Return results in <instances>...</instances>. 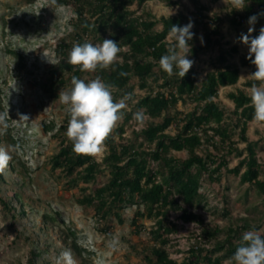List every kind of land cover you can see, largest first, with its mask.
Listing matches in <instances>:
<instances>
[{
  "label": "trees",
  "instance_id": "trees-1",
  "mask_svg": "<svg viewBox=\"0 0 264 264\" xmlns=\"http://www.w3.org/2000/svg\"><path fill=\"white\" fill-rule=\"evenodd\" d=\"M25 1L31 4L37 0ZM147 1L56 0L52 4L47 0L53 7L67 5L74 9V17L70 19L71 31L55 44L59 59L51 69L49 89L53 94H57V87L67 81L66 73L70 82L73 76L81 79L86 73L67 63L73 45L84 42L100 44L105 39L113 40L121 47L122 62L106 70L97 69L94 76L113 86L115 100L132 94V100L128 101L130 110H125L123 122L107 139V153L102 161L78 156L72 151V142L65 135L70 119L67 114L55 134L60 146L52 159V166L70 177L73 184H84L83 194L77 200L86 212L92 213L100 231L112 232L113 217L119 224H124L121 211L126 206L137 207L131 220L134 233L140 234L146 228L145 221L154 220L149 229L152 242L140 250L146 264H223L234 255L243 233L250 231L251 227L245 223L225 232L219 225L207 223L195 211L208 205V197L202 188L205 181H221L225 168L227 172L240 175L242 182L256 186L264 198V165L257 152L260 142L251 140L247 134L254 116L249 94L244 89L229 93L235 104L230 114L218 99L221 87L235 85L240 79V66L230 61L239 46L224 48L222 25L227 23L238 29L255 15L253 37L259 35L264 27V0H245L243 10L233 7L228 15L216 14L209 23L205 22L208 16L202 12L206 7L201 6L200 18L195 20L197 26L191 29L193 39L188 42L191 45L190 59L194 63L183 78L175 74L169 77L159 67V59L167 54L170 46L167 37L171 26L182 27L191 18L180 12L158 19L149 11L137 13L131 8L133 3L143 8ZM159 23L161 29L156 27ZM200 30L204 32L203 43L198 36ZM215 47H219L215 68L199 78L195 66L200 54ZM240 64L255 66L247 56L241 57ZM121 72L127 75L122 76ZM134 77L140 88L149 89V93L136 103ZM152 83L158 85V89ZM253 83L258 82L248 80L245 85L252 86ZM180 102H191L194 108L182 112L178 109ZM137 111H142L150 120L140 129L133 128L127 135V126L135 121L133 114ZM172 126L177 130L175 134L168 132ZM51 127L46 126L47 129ZM237 135L239 140L247 143L244 149L238 146ZM173 150H186L188 156L176 157ZM231 154L243 156L233 168L228 167ZM105 169L109 172L108 181L92 187ZM0 206L11 212L15 209L10 197L0 196ZM174 214L202 227L201 235L182 262L172 258L169 249L172 234L178 226ZM212 240L215 241L212 248L203 244ZM36 257L31 254L27 264H36Z\"/></svg>",
  "mask_w": 264,
  "mask_h": 264
},
{
  "label": "rangeland",
  "instance_id": "rangeland-1",
  "mask_svg": "<svg viewBox=\"0 0 264 264\" xmlns=\"http://www.w3.org/2000/svg\"><path fill=\"white\" fill-rule=\"evenodd\" d=\"M201 6L206 7L202 12L208 16L207 23L216 14L228 15L233 8L231 0H149L143 8H138L136 3L131 8L137 13L149 11L158 19L184 12L191 18L193 29L197 26L195 20L200 18ZM73 17L71 6L53 7L47 0L31 4L25 0H0V112L9 109L10 116L8 129H0V147L21 146L20 152H10L13 159L0 174V196L12 198L15 208L11 212L0 206V264H27L33 253L37 255L36 264H56L60 253L69 249L76 264H146L140 250L152 242L149 229L154 220L145 221L146 228L140 234L134 233L131 220L137 207L126 206L121 211L124 224H119L113 217L112 232L100 231L92 213L86 212L77 200L83 194L84 184H73L70 177L52 166V159L60 146L55 134L68 114V106L60 103L58 96L62 89L70 90L72 85L66 73L67 81L57 87V94H53L49 89L51 69L59 59L55 44L71 31L70 19ZM156 27L161 29L162 24ZM249 27H254L255 31V25L248 22L238 29L227 23L222 25L224 48L239 46V52L232 54L230 61L240 66V79L235 85L221 87L218 97L228 114L235 107L229 93L238 89L248 93L251 86L245 85L250 79L247 76L256 70L240 64L241 57L247 56L249 50L240 38L242 34H248ZM198 36L203 40V30ZM218 54L219 47L200 54L195 66L199 78L215 68ZM190 57L191 52L187 58ZM81 79L85 82L95 79L94 72H86ZM132 84L133 92L138 96L134 100L136 103L149 93V89L140 88L136 77ZM152 84L158 89V85ZM122 97L119 96L117 101ZM128 108L130 110V106ZM192 108L194 104L191 102L178 104L182 112ZM18 113L28 115L30 121L26 124L13 122L19 119ZM145 117L142 124L133 121L128 125L126 134L129 135L133 128L145 126L150 120L147 115ZM123 120L124 117L119 124ZM46 126L52 127L47 129ZM176 131L175 126L168 129L172 134ZM247 134L251 140L260 142L257 152L264 165V127L252 121ZM235 138L239 140V135ZM246 144L239 140L238 146L244 149ZM106 153L107 150L97 159L102 161ZM172 154L179 158L188 156L186 150H173ZM242 157L229 155L228 167L237 166ZM222 171L221 181H205L202 190L208 197V205L195 211L207 223L217 224L225 232L248 223L251 230L264 234L263 195L256 186L242 182L240 175L227 172L225 168ZM108 178L109 172L105 169L92 187L103 185ZM173 218L178 226L172 234L169 249L172 258L182 262L201 235L202 227L196 222L184 221L176 214ZM193 223L196 225L192 228ZM112 244L114 247L110 246ZM203 244L212 248L215 241Z\"/></svg>",
  "mask_w": 264,
  "mask_h": 264
},
{
  "label": "clouds",
  "instance_id": "clouds-1",
  "mask_svg": "<svg viewBox=\"0 0 264 264\" xmlns=\"http://www.w3.org/2000/svg\"><path fill=\"white\" fill-rule=\"evenodd\" d=\"M51 3L55 4L56 0H51ZM231 3L236 10H243L245 7V0H231ZM256 20L257 16L250 17L249 25H254ZM192 27L191 21L182 27L171 26L167 39L175 43L170 44L167 54L159 59V67L169 77L175 74L183 78L193 66L194 61L187 58L191 52V45L188 42L194 36ZM253 31L254 27H249L248 34H242L240 39L244 45L248 46L247 59L256 68L255 72L247 76L258 82L253 83L248 91L251 106L254 108L253 123L264 127V27L255 37L250 36ZM201 42L203 43L202 38ZM121 51L118 43L110 39H105L100 44L75 43L68 54L67 63L74 68H79L81 72L106 70L122 62L119 55ZM120 75L127 74L121 72ZM71 85L70 90L62 89L58 96L59 102L68 106L67 111L70 116L65 135L72 142V151L76 155L99 158L106 151L107 139L122 121L125 110L128 108V101L132 100V94H126L120 100H115L113 86L105 83L99 76L88 82L73 76ZM18 116L19 119L13 122L26 124L30 121L26 114L18 113ZM9 118V109L0 112V129H8ZM145 119L142 111L133 114V120L139 124H142ZM20 151L19 144L9 145L7 149L0 147V174L5 172L13 159L10 152ZM195 225L193 223L192 228ZM110 246L114 247V244ZM233 262L234 264H264V234L257 230L243 233L234 255L224 264H233ZM56 264H76L72 251L70 249L62 251Z\"/></svg>",
  "mask_w": 264,
  "mask_h": 264
},
{
  "label": "crops",
  "instance_id": "crops-1",
  "mask_svg": "<svg viewBox=\"0 0 264 264\" xmlns=\"http://www.w3.org/2000/svg\"><path fill=\"white\" fill-rule=\"evenodd\" d=\"M239 52V51H238ZM244 67H248V68H254L255 66H244ZM252 80V79H249Z\"/></svg>",
  "mask_w": 264,
  "mask_h": 264
}]
</instances>
